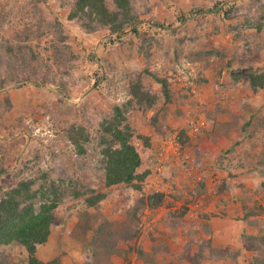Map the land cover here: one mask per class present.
Returning a JSON list of instances; mask_svg holds the SVG:
<instances>
[{
    "label": "rangeland",
    "instance_id": "obj_1",
    "mask_svg": "<svg viewBox=\"0 0 264 264\" xmlns=\"http://www.w3.org/2000/svg\"><path fill=\"white\" fill-rule=\"evenodd\" d=\"M71 2L0 0V11L7 14H0V200L39 173L106 194L97 208H87L85 198H69L60 205L36 257L57 264H92L93 252L104 246L89 248L96 230L88 231L81 242L77 224L94 222L96 214L113 225L96 221L95 229L102 225L103 234L120 228L138 233L131 246L120 244L129 248L127 258L113 256L112 264H146L140 252L165 263L162 246L174 251L193 231L195 239L206 243L209 236L201 225L212 221H223L236 236L244 232L257 239L249 240V250L238 237L232 248L226 245L228 251L239 252V264H247L251 250L264 248V211L244 219V207H264V88L253 92L248 80L235 78L252 72L264 75V27L256 30L257 23H264V0H131L139 36L131 33V26L121 34L97 25L84 28L85 20L68 19ZM216 2L221 3L218 8ZM177 44L178 53L173 51ZM24 45L22 58L18 48ZM7 47L12 55L5 53ZM151 74L168 80L171 102L164 101L162 87ZM137 83L154 99L150 106L139 105L132 96ZM115 107L126 118L140 156L150 150L141 156L144 170L136 171L147 172L141 190L124 184L106 188L103 183L100 124ZM191 120L204 121L184 152L191 162L173 161L162 174H153L151 160L161 143L187 129ZM247 121L251 125L245 126ZM72 126L89 136L82 157H75L67 137ZM140 136L148 139L146 150ZM204 145L205 155L198 156L195 149ZM225 147H231L228 153ZM225 180L240 188L221 189ZM40 183L37 180L34 188ZM154 194H161L162 200L152 208L145 199ZM131 210H138V220ZM171 212L183 213L181 221L168 226L175 236L162 222ZM210 242L211 255L199 247L198 253L206 256L203 264H233L232 256L219 252L225 249ZM26 258L19 245L0 247V264H22Z\"/></svg>",
    "mask_w": 264,
    "mask_h": 264
},
{
    "label": "trees",
    "instance_id": "obj_2",
    "mask_svg": "<svg viewBox=\"0 0 264 264\" xmlns=\"http://www.w3.org/2000/svg\"><path fill=\"white\" fill-rule=\"evenodd\" d=\"M110 3L112 4L110 7ZM221 3L216 2L214 8H218ZM132 2L131 0H73L69 5V20H85V23H81L84 28H89L91 26H103L107 27L112 34H121L127 26L133 27L131 33L134 36L140 35V26H135L138 23L137 16L132 12ZM1 16L5 17L7 14L4 9L0 11ZM259 32L262 31L264 23H257L256 25ZM237 29V27H235ZM237 38V36H235ZM24 46L19 47L18 54L22 58V50ZM180 46L177 44V49H174L175 52H180ZM12 55V49L6 48L5 53ZM24 54V53H23ZM178 56V55H177ZM231 65L230 62L226 64V67L229 68ZM152 77L161 85L162 87V96L165 102H171L169 82L167 79H158L156 75L151 74ZM246 79L249 81L251 89L253 92L258 89L264 88V75H256L255 73H250L246 77H236L235 80ZM136 92H133V97H135L139 105L150 106L154 99H150L148 95L139 90V83L136 85ZM153 96V95H150ZM179 113V112H178ZM180 114V113H179ZM155 120V118H154ZM245 126L251 125V122L247 121L244 123ZM102 135L100 137V154L102 159L100 161L101 169L103 175V183L106 188L113 187L116 185H128L133 187L135 190H141L139 183H141L147 176V172L138 175L136 173L137 169L141 165V156L138 151L135 149L132 144L133 132L131 128L126 123V118L124 117L121 109L115 107L113 115L103 121L101 124ZM243 135L247 134L246 131H242ZM177 140L180 144L182 152L187 151L188 146H190V138L187 135V129H180L177 132ZM67 137L69 142L74 147L75 157H82L86 153L85 144L89 141V136L86 133L85 129L80 127L72 126L68 132ZM143 138L145 148L148 147L147 137L140 136ZM207 147L204 145L195 149V152L198 156H203L206 153ZM231 149V148H230ZM230 149H227V153ZM226 156V155H225ZM198 164V163H197ZM4 173V168L0 163V175ZM41 180V183L34 188L37 183V180ZM134 182H137V185H133ZM229 187L230 189H239V186H233L227 180L224 181V185L220 188ZM79 200L85 198L84 202L86 203L87 208H97L98 205L106 198L104 193H96L93 189L84 187V185H76L71 181H65L59 179L57 181L51 180L48 178L47 174L39 173L38 177L33 179H28L25 181L19 182L16 187L8 191L4 198L0 200V247L4 248L6 246H17L19 245L27 254V258L23 261L22 264H57V260H52L49 262H42L36 257V248L39 245L44 244L50 235L51 227L55 220V210L58 207L66 202L68 199ZM180 196H176L175 199L179 200ZM156 199V201H154ZM230 199H234L231 196ZM146 202L152 208L159 206L162 195L154 194L148 196ZM144 201V200H142ZM145 203L142 202V206ZM246 209L244 214V219L253 215H259V213L264 211V207H258V210H252L250 207H244ZM132 216L138 220L139 214L138 210H131ZM174 215V217H173ZM99 216V215H98ZM94 214V222H81L77 224V230L82 232V238L79 239L81 242H84L85 235L88 231L96 230L95 239H92L89 243V248H94L104 246L103 250L98 249L99 252H93V263L92 264H112L113 256L125 257L127 258L128 251L121 247L120 244L131 246L138 239V233L132 231L124 232L122 229H118L117 233L114 231H103V226H97L95 229L94 224L97 222L103 221L104 224L112 225L108 219ZM183 213L181 216H175L173 212L170 214L167 213L166 216L162 219V222L167 226V230L170 231L173 236L176 234L174 230H170L168 226L174 225L182 220ZM98 217V218H97ZM206 218V216H205ZM173 220V221H171ZM102 223V224H103ZM113 226V225H112ZM115 227V226H114ZM263 228L260 227V230ZM261 234L262 239L264 240V230ZM119 236L117 239L112 238L114 235ZM193 236L187 237L188 240L185 241L183 246L177 245V249L169 252L165 246H162L165 251L164 260H154V257L150 256L149 253L140 252L141 257L144 259L146 264H175V260L179 264H203L206 260L205 255H201L199 247L204 251L212 254L213 250L210 247V238L206 243H203L201 237L194 238L196 232H192ZM81 235V234H80ZM126 235V236H124ZM98 236V237H97ZM249 240L256 241V238L247 237L244 232L241 233V244L245 250H249ZM197 241V242H196ZM196 245L198 249H193L192 247ZM187 246V247H186ZM264 250V248H262ZM260 248L251 250V256L246 261L247 264H264V252ZM153 250V249H152ZM160 250V249H158ZM154 249V254H160L159 251ZM227 250V251H226ZM198 251L200 253H198ZM221 254L225 256H232L229 260H234L233 264H239L236 261L237 254L239 252L233 253V251L219 250ZM230 252V253H229ZM147 254V257H146ZM209 260V259H208ZM128 261V259H126Z\"/></svg>",
    "mask_w": 264,
    "mask_h": 264
},
{
    "label": "built area",
    "instance_id": "obj_3",
    "mask_svg": "<svg viewBox=\"0 0 264 264\" xmlns=\"http://www.w3.org/2000/svg\"><path fill=\"white\" fill-rule=\"evenodd\" d=\"M204 126V121L196 122L191 120L187 125V135L189 138L196 137ZM180 162L181 164L190 163L188 154L181 151L180 144L177 142V135H169L158 148V153L152 158L151 166L152 173L160 175L163 173L165 167L171 162ZM152 174V175H153ZM158 180V176H155Z\"/></svg>",
    "mask_w": 264,
    "mask_h": 264
},
{
    "label": "crops",
    "instance_id": "obj_4",
    "mask_svg": "<svg viewBox=\"0 0 264 264\" xmlns=\"http://www.w3.org/2000/svg\"><path fill=\"white\" fill-rule=\"evenodd\" d=\"M239 135V134H238ZM240 139V138H239ZM231 147H225L223 148V151H227V149H230ZM147 148H145L144 150H146ZM150 150L147 149L146 151H144V153L141 155H145L149 152ZM220 156H222V153H220ZM142 160V157H141ZM143 163V160H142ZM140 170H144V167H140ZM203 226L201 229L204 231V233L209 236V238H211L212 241V245L215 248H219V249H225L229 243L230 247L232 248L235 243V237H238V240L241 242V232H237V236L234 234V231L232 230V228H228L226 227L227 225L225 223H218L217 221L215 222H211V223H202ZM230 227V226H229ZM221 242H224L223 244ZM229 242V243H228ZM217 243H221L220 245H217ZM232 245V246H231ZM222 246V247H221ZM239 258V257H238Z\"/></svg>",
    "mask_w": 264,
    "mask_h": 264
}]
</instances>
